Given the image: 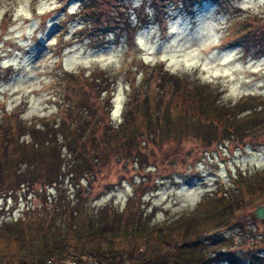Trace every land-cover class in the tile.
<instances>
[{"label":"rangeland","instance_id":"rangeland-1","mask_svg":"<svg viewBox=\"0 0 264 264\" xmlns=\"http://www.w3.org/2000/svg\"><path fill=\"white\" fill-rule=\"evenodd\" d=\"M78 1L0 0L2 122L22 118L37 127L42 121L68 122L87 97L95 101L96 113H88L92 122L105 114L119 124L132 86L144 82L156 89L160 66L211 82L209 90L231 104L240 102L239 111L264 102V0H99L113 27L96 36L90 35L92 25L81 24L85 16ZM243 33L255 38L246 41ZM102 86L105 93L96 91ZM181 138L168 143L150 138L139 164L114 155L97 177L84 179V194L97 204L122 205L135 192L163 220L193 208L205 193L231 189L240 172L264 166V135L211 145L190 134ZM74 190L64 182V193ZM57 192L54 186L42 191L40 182L1 191L0 220L20 217ZM258 205L264 206V198L201 236H223L222 249L239 254L258 248L264 261V217L254 216Z\"/></svg>","mask_w":264,"mask_h":264},{"label":"trees","instance_id":"trees-1","mask_svg":"<svg viewBox=\"0 0 264 264\" xmlns=\"http://www.w3.org/2000/svg\"><path fill=\"white\" fill-rule=\"evenodd\" d=\"M78 3L85 16L81 24L92 25L91 36L113 27L107 25L112 18L100 8L99 0ZM138 18L142 19L140 13ZM244 29L241 23L239 30ZM242 35L246 41L254 36ZM160 67L156 89L144 82L132 86L119 124L105 114L92 122L88 113H96L95 101L87 97L78 104L79 114L71 115L68 122L42 121L37 127L22 118L16 123L0 119V192L37 182L42 191L49 186L58 190L44 204H29L20 217L0 220V264H56L65 258L74 259V264H264L258 248L239 254L222 249L223 236H201L263 200L264 166L240 172L234 188L219 195L205 193L193 208L163 220L153 217L135 192L122 205L97 204L84 194V179L97 177L114 155L138 163L152 137L168 143L190 134L211 145L248 134L264 135V102L239 111L240 102L231 104L209 90L211 82ZM103 86L96 91L105 93ZM251 95L248 98H254ZM65 181L71 182L74 192H63ZM81 256L96 263H81Z\"/></svg>","mask_w":264,"mask_h":264},{"label":"water","instance_id":"water-1","mask_svg":"<svg viewBox=\"0 0 264 264\" xmlns=\"http://www.w3.org/2000/svg\"><path fill=\"white\" fill-rule=\"evenodd\" d=\"M254 216L257 218H263L264 217V206L258 205L254 211Z\"/></svg>","mask_w":264,"mask_h":264},{"label":"built area","instance_id":"built-area-1","mask_svg":"<svg viewBox=\"0 0 264 264\" xmlns=\"http://www.w3.org/2000/svg\"><path fill=\"white\" fill-rule=\"evenodd\" d=\"M82 259L84 260V263H86V262H89V263H96V261H94V262H91L90 261V259L89 258H87V257H85V256H83L82 257ZM64 260H67L66 258L64 259ZM69 260H70V262H68V261H61V262H59V263H56V264H63V263H66V264H74L75 262V260L74 259H72V258H69ZM51 262V261H50Z\"/></svg>","mask_w":264,"mask_h":264}]
</instances>
